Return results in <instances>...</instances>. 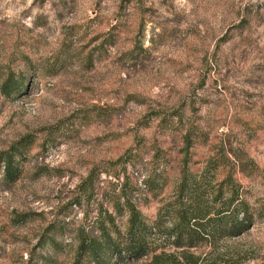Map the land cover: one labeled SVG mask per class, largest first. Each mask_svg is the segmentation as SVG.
<instances>
[{"label":"rangeland","instance_id":"obj_1","mask_svg":"<svg viewBox=\"0 0 264 264\" xmlns=\"http://www.w3.org/2000/svg\"><path fill=\"white\" fill-rule=\"evenodd\" d=\"M9 74L24 86L0 92V156L20 148L21 175L0 161V264H74L106 211L124 227L123 194L153 220L186 158L234 174L258 216L191 252L264 264V0H0V86Z\"/></svg>","mask_w":264,"mask_h":264},{"label":"trees","instance_id":"obj_2","mask_svg":"<svg viewBox=\"0 0 264 264\" xmlns=\"http://www.w3.org/2000/svg\"><path fill=\"white\" fill-rule=\"evenodd\" d=\"M23 86V80H16L9 74L1 84L0 92L11 97ZM195 136L193 130H188L184 136L186 156L197 143ZM21 152L20 148H12L1 153L0 161L7 182H16L21 175L17 163ZM212 161L205 166V172L200 173L188 166L186 158L175 196L160 206L153 220H146L140 209L123 194L125 202L118 203L117 212L127 217L124 227L120 228L113 213L106 211L100 237L82 234L74 264H86V261L110 264L106 257L114 254L120 259H129L130 264H200L199 256L191 252L192 249L213 246L223 239L246 233L255 224L257 212L244 198L241 184L234 174L213 182L207 173L211 171L210 166L218 163ZM251 162L249 160L248 164ZM156 183L151 188L160 186L159 182ZM261 213L264 214V208ZM159 247L168 249L158 250Z\"/></svg>","mask_w":264,"mask_h":264}]
</instances>
